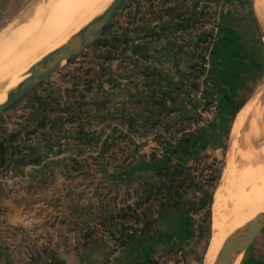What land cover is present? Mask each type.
<instances>
[{
	"label": "rangeland",
	"instance_id": "obj_1",
	"mask_svg": "<svg viewBox=\"0 0 264 264\" xmlns=\"http://www.w3.org/2000/svg\"><path fill=\"white\" fill-rule=\"evenodd\" d=\"M54 1L0 0V48L5 51L3 58L0 55V62L20 56L21 45L24 46L27 40L32 41V36L37 33L33 30L36 28L34 24L39 28L38 25L46 26L54 21ZM253 1L264 36V0ZM84 3L83 0H66L65 12L60 19L64 20L74 13L76 18L70 19L74 23L72 27L75 25L74 29L71 27L61 31L37 58L0 82V94L14 88L58 40L66 35L63 39L65 42L105 10L99 7L91 14L83 15L89 6L88 1ZM76 4L82 6L79 8ZM192 12L195 20H189L187 28L199 37V50L190 53L188 61L179 69L178 65L170 62L163 44L171 39L175 31L186 27L182 26L181 21L185 22ZM218 12L216 2L200 1L197 4L195 0H128L92 47L78 58L64 63L55 74L0 116V143H4L8 155L13 153V158H18L24 154L37 160L24 166L21 172L11 167L0 175V183L7 182L9 188L2 199L6 197L13 202L16 210L12 218L25 223L17 222L12 230L7 229L8 238L12 243H18V250L21 249L20 237H23L24 242H29L25 251L32 261L45 258L46 264H52L54 256L86 247L94 236L105 238L116 250L127 247L126 238L129 236H150L141 232L147 226L148 230L156 231V215L159 212L156 200L166 201L170 196L168 192L173 191L175 186L166 184L169 191L157 192L152 200L141 206L135 204L143 197L145 184L154 182L157 187L162 186L164 182H160L156 169L166 166L168 160L188 173L183 174L187 178L184 187L177 190L183 194L182 197L171 194V198H183L182 205L191 202L195 207L201 203L204 206L202 213L196 215L200 223H205L200 229L205 233V238L201 240L200 237L194 242L192 260L195 264H207L208 261L211 264L224 248L231 245V238L227 240L228 230L234 233L240 221L245 225L257 218L258 215L253 213L254 207L258 200L264 202V81L247 105L231 120L218 148L212 147L205 153H198L200 157H195L190 165L174 161L173 158L179 154L182 145L186 142L189 144V134L211 126L219 110V98L207 100L202 113L198 115L188 116L179 107H187L197 102L199 95H204V79L211 72L210 54L218 31ZM43 25L41 27H45ZM183 37L180 35L176 39L182 42ZM140 40H144L142 44ZM154 71L171 73L175 79H185V82L177 89L173 99L163 88L151 86L155 90V94L147 95L151 103L156 102L151 97L163 101L171 99L178 103V106L157 117L151 127H145L142 119L132 115L138 114L132 109L137 108L133 104L128 106L129 116L121 119L122 122L115 121L116 125L105 123L104 126L101 125L104 115L95 113L91 117L83 106L81 122L66 124L60 136L69 133L67 140L55 143L60 136H54L56 132L48 125L63 123L64 120L68 123L71 112L76 115L79 109L75 97L79 93L87 96L90 90L88 84L102 83L103 79H155ZM215 106L217 109L214 111L212 108ZM116 118L113 116L110 121ZM41 123L47 125L48 130L38 129ZM93 125L97 127L93 128ZM35 129L38 130L33 132ZM68 140L74 145L71 151L68 146L64 147ZM45 142H49L47 149L43 148ZM16 151L20 154H16ZM153 155L157 162L163 161L164 165L152 164L151 179L143 178L129 187H116L111 183V176L131 167L138 156L151 158ZM229 176L235 180L226 192V199L221 202L220 194ZM214 178L215 182L209 183ZM180 179L181 176L178 177ZM197 199L203 200L198 204ZM69 201L76 203L81 211L76 214L71 211ZM128 206L136 211V215L126 211L124 216L127 218L121 221L118 216ZM152 212L154 215H151ZM206 212H209L208 216ZM143 215L151 220L146 221ZM216 220L223 225L224 232L220 243L214 248ZM59 239L69 244L68 249L59 251ZM186 255L185 252H177L175 261L187 264Z\"/></svg>",
	"mask_w": 264,
	"mask_h": 264
},
{
	"label": "crops",
	"instance_id": "obj_2",
	"mask_svg": "<svg viewBox=\"0 0 264 264\" xmlns=\"http://www.w3.org/2000/svg\"><path fill=\"white\" fill-rule=\"evenodd\" d=\"M200 1L216 2L219 8L218 31L210 54L211 72L207 75V79H204V95H199L198 101L187 107L180 105L179 107L188 116L198 115L202 113L207 100L213 101L215 98H219L217 105L219 110L211 126L202 127L198 132L189 134V144L186 142L181 146L179 154L174 155V161L179 160L188 165L194 161L195 157H200L198 153H205V150L219 147L231 120L247 105L255 90L264 81V36L254 1L195 0L197 4ZM194 16L192 12L185 22L181 21L182 26L186 27L175 31L171 39L166 40L163 44L166 53L169 54L170 62L175 66L178 65L179 69L188 61L190 53L194 54L199 50V37H196V34L191 33L187 28L189 20H195ZM180 35L184 36L182 42L176 39ZM143 41L140 40V44ZM154 73L156 74L155 79H103L102 83L98 81L88 84L87 87L90 90L87 92V105L85 106L87 114L91 117L95 113L104 115L102 126L110 122L115 124V121L122 122L121 119L129 116L128 106L133 104L137 108L132 109L138 114L132 113V115L142 119L145 127H151L162 113L171 110L173 106H178V103L172 102L171 99L185 82V79H175L171 73L159 71H154ZM151 86L163 88L171 99L163 101L151 97L156 100L155 103H151L147 100L148 94L150 96L155 94V90ZM73 114L71 112V116ZM113 116L117 118L110 121ZM81 120L74 123H67L64 120L63 123L53 122L48 126L56 132L53 134L54 136H60V131L64 132L65 126L80 123ZM119 124L117 123V125ZM92 127L96 128L97 126L93 125ZM46 128L47 125H44L40 129L45 131ZM68 135L69 133H63V137L60 136L55 143L66 141ZM48 144L49 142H45L43 148L47 149ZM67 146L69 151L74 147L70 140L64 147ZM141 148L140 146V150ZM154 165H164V162H155ZM151 166L150 157L138 156L137 161L131 167L113 174L111 183L116 187H129L137 184L143 178L151 179ZM8 190L7 182L0 183V264H46L45 258L31 260L29 253L25 251L26 244L29 242H24L23 237H20L22 240L20 251L18 243H12L8 238L7 229L12 230L13 226L18 224L17 222L25 224L23 220L18 221L12 218V213L16 210L13 202L6 197L2 199V195L4 198ZM202 200L197 199V203L200 204ZM60 204V206L63 205L62 197ZM69 204L70 210L75 214L81 211L76 203L69 201ZM201 204L196 205L200 206L199 208L195 207L194 203L188 202L177 208L161 209L156 215V231L150 236L127 237V247L124 249H113L105 238L94 236L86 247L59 254L58 257L54 256L52 264H148L151 261L161 264H178L179 262L175 261L177 252H185L187 264H195L192 260L194 242L200 240V237L201 240L205 238V233L200 231L205 223L204 221L200 223V219L198 220L196 216L204 210V206ZM95 210L96 207L93 211ZM206 215L208 216L209 212H206ZM58 245L60 251L68 249L69 244L60 242L59 239ZM14 247H16L15 250ZM241 264H264V229L247 251Z\"/></svg>",
	"mask_w": 264,
	"mask_h": 264
},
{
	"label": "bare ground",
	"instance_id": "obj_3",
	"mask_svg": "<svg viewBox=\"0 0 264 264\" xmlns=\"http://www.w3.org/2000/svg\"><path fill=\"white\" fill-rule=\"evenodd\" d=\"M73 1H75V2L81 1L82 2V0H73ZM87 1L89 3L88 4L89 6L82 13L83 15H85L86 13L87 14L88 13L91 14V12L97 10L96 8H99V7L102 8V10H104V9L105 10L103 12H101L100 14H98L97 16H95L93 19H91L87 24H85L82 28H80L77 32H75L71 37L75 36L76 34L80 33L81 31H83L86 27L92 25L94 23L95 19L97 17L101 16L111 6V4L114 2V0H86V2ZM65 2H66V0H55L53 2L54 3V6H53L52 9H53V12H54V21L53 22H50L49 25L46 24V26H45V25L41 24V25H43L45 27H41V25H38V26H40L38 28L37 25L34 24V26L36 28H38V30L36 28H34L33 30H36L37 33L34 36H32L33 37V40L32 41L27 40V42L25 43L24 46L21 45V47H23V48L21 50V53H20V56L19 57H17L14 60L8 61V62H5V61L4 62H0V82H2L5 79L10 78L11 76H13L16 73H18L19 71H21L22 68H24L26 65H28L30 62H32L35 58H37L41 54V52H42V50L44 49L45 46H47V45L49 46V44L52 43V40H53V38L56 35H58L59 33H61V31H63V30H69L72 27V25L74 23L70 22V21H72L70 19L76 18L74 13H72L70 15L71 17L70 16L69 17L67 16L68 18H66L64 20L63 19L62 20L60 19L61 17H63L64 12H65ZM84 2L85 1L83 0V3ZM77 4H79V3H77ZM81 6H78V7L80 8ZM85 17H83V18H85ZM77 19H79V17H77ZM82 19H80L78 22H80ZM58 20L59 21L61 20V21L59 23H57ZM74 27H75V25L72 27V29H74ZM64 37L57 41V43L51 48V51L49 53H51L52 51H54V50L58 49L59 47L63 46L64 44H66L71 39V37H69V39H67L64 42V40H63ZM15 43H17V42L15 41ZM17 44H20V43H17ZM4 52L5 51H3L2 48H0V55H2V58H3V53ZM18 52H19V50H18ZM48 54H46L44 57H46ZM43 58H41L39 61H36V63L33 66H31V68L25 73V75L23 76V78H21L18 81V83L15 85L14 88H12L7 93L5 92L3 94H0V105H2L3 103H5L8 100V97H9L10 92L13 89H15L20 83H22L26 78L31 77V76L36 75L37 73H39V70H38L39 67L37 65L40 63V61ZM69 58H70V55L65 56L63 58V60H64L63 63H66ZM234 180L235 179H233V176H231V177L229 176L227 178V182L224 185V188H223V190H222V192L220 194V200H221V202H223V200L226 199V197H227L226 196L227 195L226 192L230 188V186L232 187ZM254 208H255V210H254L253 213H255L256 215H260L261 213L264 212V202L261 203L258 200L257 201V204L255 205ZM220 218H221V216H220ZM255 219L256 218H254L253 220H255ZM253 220H251L250 222H248L245 225H242L241 224L242 221H240V224H239L240 226H238L236 228V230H235L234 233H232V230L231 229L228 230L227 240H229V238H231V245L230 246H227L226 248H224L223 251L230 249L235 244L236 238L238 236H241V235H243L245 233H248V232L252 231L253 229H255L256 224L255 223L254 224L251 223ZM222 226H221V223L218 222V220L215 221V227H214V228H216V231H215V240H214L213 245H212L214 248L220 243L221 239L223 238L224 229L222 228ZM221 255H219L211 264H217V262L221 259ZM241 256L242 255L239 254L235 258V260L233 261V264H239V262L241 260ZM207 264H210V262L208 261Z\"/></svg>",
	"mask_w": 264,
	"mask_h": 264
},
{
	"label": "water",
	"instance_id": "obj_4",
	"mask_svg": "<svg viewBox=\"0 0 264 264\" xmlns=\"http://www.w3.org/2000/svg\"><path fill=\"white\" fill-rule=\"evenodd\" d=\"M127 2L128 0H114L111 6L101 16L95 19L92 25L71 37L66 44L44 57L37 65L39 67V73L26 78L10 92L8 100L0 105V116L55 74L64 64L63 58L65 56L70 55V58L67 60V62H70L92 47L99 40L106 28L123 10ZM251 223L256 224L255 229L238 236L235 244L230 249L223 251L221 259L217 264H233V261L239 254L243 255L251 248L258 235L264 229V212L258 215Z\"/></svg>",
	"mask_w": 264,
	"mask_h": 264
},
{
	"label": "trees",
	"instance_id": "obj_5",
	"mask_svg": "<svg viewBox=\"0 0 264 264\" xmlns=\"http://www.w3.org/2000/svg\"><path fill=\"white\" fill-rule=\"evenodd\" d=\"M79 94L80 95L78 97H75L76 105H77L79 110L76 112V115H74V116L72 115L68 119V122H70V123H74L80 119V117L82 115L81 108L83 106L87 105L86 95H84L83 93H79ZM37 127H38V129H40V128H43L44 125H43V123H41ZM38 129H35L33 132L37 131ZM9 143H12V141H9ZM7 152H8V149L6 148L4 143H0V175H2L4 172H7L11 167H14L15 171L21 172V169L24 166L34 164L37 162V160L35 158H33L29 155L21 154L20 157L13 158V155L15 156V154L12 153V155L9 156ZM16 154H20V152L16 151ZM150 159H151L152 164H154L155 162L158 161L156 159L155 155H153ZM173 165H174L173 161L168 160V164L166 166L158 167V169H156V173L159 174L157 177L159 178L160 182H164V183H162V186H160V187H157L154 182L145 184L143 187V197L140 198V202L136 203L135 206H138V205L141 206L142 204H146V202L150 201V199L152 200V198L156 195L157 192H158V194H161L162 192H164V190L169 191L165 187L166 184H171V185H174L175 187L172 189L173 191L170 190V192H168L170 194V196L168 197V199H166V201H165V199H162V200L157 199L156 200L157 204L159 205L158 210L160 211L161 209H164V208H177V207L182 205V202L184 199L183 198L179 199V198L182 197L183 194H180V192L177 190L184 187L187 178L184 177L183 174H185L186 172H183L184 169L180 165H178V164H176L174 166ZM186 174H188V173H186ZM179 176H181L180 180H178ZM187 177H189V175H187ZM215 180H216L215 178L213 180H209V183H214ZM198 190H201V188H198ZM171 194H176L179 198L173 199V198H171V196H172ZM165 195H166V193H164V196ZM126 211L130 212L131 214L136 215V211H134V209H132L131 206H128L126 208V210H121V212L118 216L121 219V221L126 220L127 217L124 216ZM151 215H154L153 212L151 213ZM143 217L148 222L151 220V218L149 216L143 215ZM109 218L111 219V216ZM148 229L149 228L147 226L145 229H143L141 234L152 235L154 233L153 231L148 230ZM120 236H122V235H120ZM122 247H124V246H122ZM150 263H154V262L151 261Z\"/></svg>",
	"mask_w": 264,
	"mask_h": 264
},
{
	"label": "built area",
	"instance_id": "obj_6",
	"mask_svg": "<svg viewBox=\"0 0 264 264\" xmlns=\"http://www.w3.org/2000/svg\"><path fill=\"white\" fill-rule=\"evenodd\" d=\"M209 41H211V38L209 39ZM214 111L217 109V107L215 106V107H213L212 108ZM212 110V111H213ZM202 124V123H201ZM180 259H181V257H179ZM148 264H161L160 262H154V263H148ZM178 264H184L182 261L181 262H179Z\"/></svg>",
	"mask_w": 264,
	"mask_h": 264
}]
</instances>
